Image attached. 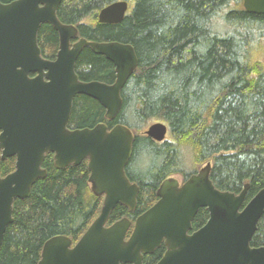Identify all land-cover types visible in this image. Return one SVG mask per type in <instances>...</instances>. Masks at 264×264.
<instances>
[{"label":"trees","instance_id":"1","mask_svg":"<svg viewBox=\"0 0 264 264\" xmlns=\"http://www.w3.org/2000/svg\"><path fill=\"white\" fill-rule=\"evenodd\" d=\"M116 1L62 0L57 11L63 23L78 27V38L131 44L139 59L113 120L99 101L81 94L69 121L70 128L123 124L134 132L126 171L139 185L137 204L133 211L118 204L107 225L124 217L134 224L159 200L164 180L196 173L184 166L188 155L193 165L211 163L210 178L221 190L240 193L250 183L246 205L264 188V14L246 11L244 0H125L129 9L121 22H99V12ZM38 43L43 57L56 59L59 34L52 25H41ZM76 71L82 81L116 79L114 64L87 46ZM154 121L168 125L166 140L144 134ZM15 166V157L2 159L0 152L2 176ZM42 166L47 175L37 179L29 197L14 202L0 264H38L46 241L66 235L74 245L100 213L103 196L91 190L88 160L58 168L48 153ZM208 219L207 208H200L192 230ZM251 245L264 246V214ZM165 251L162 244L144 256V264H156Z\"/></svg>","mask_w":264,"mask_h":264},{"label":"water","instance_id":"2","mask_svg":"<svg viewBox=\"0 0 264 264\" xmlns=\"http://www.w3.org/2000/svg\"><path fill=\"white\" fill-rule=\"evenodd\" d=\"M61 3L0 1V151L2 159L16 158L12 173L2 176L0 169V248L14 219L15 200L29 197L37 179L47 175L42 165L53 153L58 168L88 160L91 190L104 199L99 215L74 245L66 235L50 238L38 264H144V256L163 243L167 250L158 264H264V246L251 245L264 214V188L244 205L250 183L240 193L217 188L210 178V162L183 183L176 177L164 180L157 191L159 200L134 224L124 217L107 225L118 204L130 211L137 204L139 185L126 171L134 132L123 124L70 128L69 121L81 94L99 101L106 118L113 120L139 59L131 44L78 38V27L58 18ZM243 6L264 14V0H244ZM128 9L125 0L109 4L99 12V22L119 23ZM44 23L59 34L55 60L43 57L38 43ZM86 46L114 64L113 83L80 79L76 64ZM144 134L162 142L169 127L158 121ZM200 208H207L209 219L190 233Z\"/></svg>","mask_w":264,"mask_h":264},{"label":"rangeland","instance_id":"3","mask_svg":"<svg viewBox=\"0 0 264 264\" xmlns=\"http://www.w3.org/2000/svg\"><path fill=\"white\" fill-rule=\"evenodd\" d=\"M87 22H88V20H87ZM263 44H264V41H263ZM262 47H263V50H264V45H263ZM261 50H262V49H261ZM263 50H262V51H263ZM254 56H257V53H254ZM262 56H264V54H263ZM155 122H157V121H154V122H152V123H155ZM152 123H151V124H152ZM185 158H187V159H186V161H185V163H184V166L187 168L188 171H192V170L195 169V168H196L197 170H199V169L201 168L202 165H197V164H194V165H193V164H192V162H191V157H190L189 155H188L187 157H185ZM133 169H134V168H133ZM196 169H195V170H196ZM134 170H135V169H134ZM175 177L178 178V179L181 180V181L184 180V175H183V174H176Z\"/></svg>","mask_w":264,"mask_h":264},{"label":"flooded vegetation","instance_id":"4","mask_svg":"<svg viewBox=\"0 0 264 264\" xmlns=\"http://www.w3.org/2000/svg\"><path fill=\"white\" fill-rule=\"evenodd\" d=\"M180 182L182 183V181H181V180H180ZM192 232H194V231H193V230H191V231H190V233H192ZM163 244H164V243H163ZM165 246H166V245H165ZM166 250H167V248H166ZM165 252H166V251H165ZM153 253H154V252H153ZM151 254H152V253H151ZM164 254H165V253H164ZM148 255H149V254H148ZM163 256H164V255H163ZM161 259H162V258H161ZM161 259H160V260H161ZM160 260H159V261H160ZM159 261H158V262H159ZM158 262H157L156 264H158Z\"/></svg>","mask_w":264,"mask_h":264},{"label":"bare ground","instance_id":"5","mask_svg":"<svg viewBox=\"0 0 264 264\" xmlns=\"http://www.w3.org/2000/svg\"><path fill=\"white\" fill-rule=\"evenodd\" d=\"M237 5V4H236ZM234 6V5H233ZM258 46V45H257ZM260 55V54H259Z\"/></svg>","mask_w":264,"mask_h":264}]
</instances>
